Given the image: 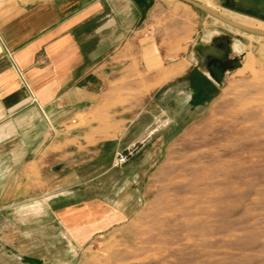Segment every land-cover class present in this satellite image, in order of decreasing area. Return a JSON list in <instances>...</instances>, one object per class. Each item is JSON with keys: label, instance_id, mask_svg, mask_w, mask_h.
I'll return each mask as SVG.
<instances>
[{"label": "crops", "instance_id": "0c3cea01", "mask_svg": "<svg viewBox=\"0 0 264 264\" xmlns=\"http://www.w3.org/2000/svg\"><path fill=\"white\" fill-rule=\"evenodd\" d=\"M216 1L223 12L264 22V0ZM160 7V0H0V264H73L117 212L102 199L104 190H116L110 175L121 166L112 160L145 140L143 117L166 126L167 111L175 118L196 116L218 94L227 65L211 62L205 70L194 55L193 64L172 76L175 67L151 59L147 34ZM221 30L207 44L222 46L229 65L257 42ZM137 73L142 81H135ZM156 80L163 81L151 90L164 107L159 114L113 108L120 92ZM104 109L116 110V117L133 114L121 128L119 119L112 122L107 138L95 125H77L80 116ZM76 152L78 168L72 169ZM88 165L94 174L86 173ZM12 210L14 220L7 217ZM45 217L60 229L73 251L70 259L58 262L47 249L35 251L52 244V237L34 236L39 224L49 225Z\"/></svg>", "mask_w": 264, "mask_h": 264}, {"label": "rangeland", "instance_id": "374dc122", "mask_svg": "<svg viewBox=\"0 0 264 264\" xmlns=\"http://www.w3.org/2000/svg\"><path fill=\"white\" fill-rule=\"evenodd\" d=\"M196 1L242 24L264 28V22L223 12L216 0ZM160 4V10L153 8L147 34L151 59L175 67V75L193 64L209 36L229 29L182 1ZM237 34L257 42L235 61L204 112L175 118L166 110V126L155 123L153 116L143 117L145 140L123 152L127 162L117 175H110L117 188L113 193L104 190L102 199L114 204L117 212L111 214L108 229L82 246L73 264H264V38ZM142 79L137 73L135 81ZM158 81L120 92L113 108L159 114L164 107L157 106L155 91L151 92L163 83ZM115 111L82 115L77 125H95L101 128L97 135L110 137L105 130L112 122L121 128L122 119L133 114L116 117ZM93 141L86 138L87 143ZM90 151L87 155L93 156ZM71 156L70 168H78V153ZM94 171L87 166V174ZM7 217L14 220V211ZM42 220L49 225L39 224L34 236L52 237V244L35 246V251L48 250L58 262L70 259L73 251L57 224L48 217Z\"/></svg>", "mask_w": 264, "mask_h": 264}, {"label": "water", "instance_id": "95a60500", "mask_svg": "<svg viewBox=\"0 0 264 264\" xmlns=\"http://www.w3.org/2000/svg\"><path fill=\"white\" fill-rule=\"evenodd\" d=\"M202 12H204L207 15H210L218 20H220L221 22L237 28L241 31L244 32H248L257 36H264V30L262 29H255V28H250V27H246L243 26L225 16H223L222 14H220L219 12L203 5L202 3L196 1V0H180ZM198 55H204L206 58V68L208 67L209 63H219V64H225L227 65V67L231 70L233 65H229L227 62V53L225 52V50L223 49L222 46L219 45H214V44H206L203 45V48L201 49V54ZM199 66V65H198ZM200 67V66H199ZM201 68V67H200Z\"/></svg>", "mask_w": 264, "mask_h": 264}, {"label": "bare ground", "instance_id": "6f19581e", "mask_svg": "<svg viewBox=\"0 0 264 264\" xmlns=\"http://www.w3.org/2000/svg\"><path fill=\"white\" fill-rule=\"evenodd\" d=\"M204 5V4H203ZM206 6V5H205ZM208 7V6H207ZM210 8V7H209ZM212 9V8H211ZM214 10V9H213ZM216 11V10H215ZM218 12V11H217ZM220 13V12H219ZM220 14H222L223 16H225V17H227V18H229V19H231V20H233V21H235V22H237V23H239V24H241V25H243V26H246V27H250V28H255L254 26L253 27H251V26H248V25H246V24H242L240 21H237V20H235V19H233V18H231V17H228V16H226V15H224L223 13H220ZM216 19V18H215ZM217 21H218V19L216 20V23H217ZM220 21V20H219ZM223 23V22H222ZM244 23V22H243ZM225 24V23H224ZM226 26H228L229 27V30L231 31V32H233V33H235V34H237V32H239V33H244V34H246V35H248V36H250V37H263L264 38V36H257V35H254V34H251V33H248V32H244V31H241V30H239V29H237V28H234V27H231V26H229V25H227V24H225ZM255 29H262V30H264V28L262 27V28H255ZM237 35H239V34H237ZM244 37H246V36H244ZM196 57H197V59L199 60V66H201V67H204V68H206V58H205V56L204 55H196ZM173 69V68H172ZM182 69H183V67H182ZM166 70V69H165ZM176 70H178V69H176ZM176 70L175 71H171L170 73H171V75L173 74V73H175L176 72ZM206 70H207V68H206ZM161 71V70H160ZM162 72V71H161ZM166 73V72H165ZM179 73V72H178ZM177 74V73H176ZM166 77V76H165ZM160 82H162V80L160 81Z\"/></svg>", "mask_w": 264, "mask_h": 264}, {"label": "built area", "instance_id": "2783aa9c", "mask_svg": "<svg viewBox=\"0 0 264 264\" xmlns=\"http://www.w3.org/2000/svg\"><path fill=\"white\" fill-rule=\"evenodd\" d=\"M128 160V155L123 152H118L115 157L114 166H121Z\"/></svg>", "mask_w": 264, "mask_h": 264}]
</instances>
